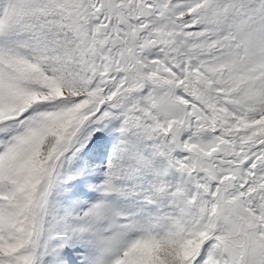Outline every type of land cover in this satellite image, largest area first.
I'll use <instances>...</instances> for the list:
<instances>
[{
  "label": "snow or ice",
  "instance_id": "1",
  "mask_svg": "<svg viewBox=\"0 0 264 264\" xmlns=\"http://www.w3.org/2000/svg\"><path fill=\"white\" fill-rule=\"evenodd\" d=\"M0 264H264V0H0Z\"/></svg>",
  "mask_w": 264,
  "mask_h": 264
}]
</instances>
